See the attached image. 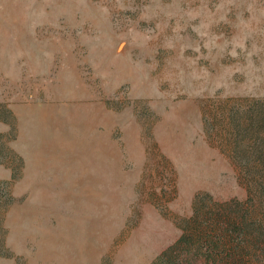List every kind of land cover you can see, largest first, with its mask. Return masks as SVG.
<instances>
[{
  "label": "rangeland",
  "instance_id": "rangeland-1",
  "mask_svg": "<svg viewBox=\"0 0 264 264\" xmlns=\"http://www.w3.org/2000/svg\"><path fill=\"white\" fill-rule=\"evenodd\" d=\"M185 230L264 264V0H0V264H173Z\"/></svg>",
  "mask_w": 264,
  "mask_h": 264
},
{
  "label": "trees",
  "instance_id": "trees-1",
  "mask_svg": "<svg viewBox=\"0 0 264 264\" xmlns=\"http://www.w3.org/2000/svg\"><path fill=\"white\" fill-rule=\"evenodd\" d=\"M187 232L188 231L185 230L177 240V246L182 249L180 253H178V255L182 256L179 257L178 260L173 264H192L193 261H201L202 254L200 248L194 249V251H192L193 253H191L190 248L187 246V244L189 243L188 239L190 238L189 233ZM215 246L216 242L215 240H213L212 247L214 248Z\"/></svg>",
  "mask_w": 264,
  "mask_h": 264
}]
</instances>
